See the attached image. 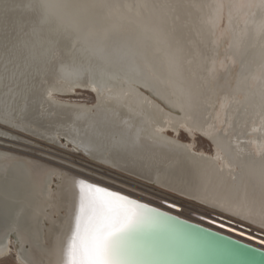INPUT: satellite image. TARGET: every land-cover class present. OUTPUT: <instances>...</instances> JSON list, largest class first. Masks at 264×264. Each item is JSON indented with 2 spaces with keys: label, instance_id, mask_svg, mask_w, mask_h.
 <instances>
[{
  "label": "bare ground",
  "instance_id": "bare-ground-1",
  "mask_svg": "<svg viewBox=\"0 0 264 264\" xmlns=\"http://www.w3.org/2000/svg\"><path fill=\"white\" fill-rule=\"evenodd\" d=\"M0 124L217 215L0 147V259L60 264L81 179L264 250V0H0Z\"/></svg>",
  "mask_w": 264,
  "mask_h": 264
},
{
  "label": "snow or ice",
  "instance_id": "snow-or-ice-1",
  "mask_svg": "<svg viewBox=\"0 0 264 264\" xmlns=\"http://www.w3.org/2000/svg\"><path fill=\"white\" fill-rule=\"evenodd\" d=\"M71 239L60 264H146L136 242L152 210L81 179Z\"/></svg>",
  "mask_w": 264,
  "mask_h": 264
},
{
  "label": "water",
  "instance_id": "water-1",
  "mask_svg": "<svg viewBox=\"0 0 264 264\" xmlns=\"http://www.w3.org/2000/svg\"><path fill=\"white\" fill-rule=\"evenodd\" d=\"M111 192L152 210L150 213L154 220L146 222L136 238L144 253L139 259L146 264H264L263 249L124 194ZM163 205L179 211V208L173 205L167 203Z\"/></svg>",
  "mask_w": 264,
  "mask_h": 264
},
{
  "label": "rangeland",
  "instance_id": "rangeland-1",
  "mask_svg": "<svg viewBox=\"0 0 264 264\" xmlns=\"http://www.w3.org/2000/svg\"><path fill=\"white\" fill-rule=\"evenodd\" d=\"M73 99L84 100L88 103H93L94 96L91 92L82 91L80 92V95H76L75 97H73ZM0 127L4 128L5 130H7V132L15 136L22 137L25 140V141L20 140L21 142L19 143V140L16 138L0 136V147L3 149H6L12 152L15 150L14 151L15 153H26L32 156L41 155V157L45 159H49L50 161L48 160V162H51L52 164L59 166V167H62L63 165H68L70 167L73 166L76 169L77 168L83 169L81 173L79 172L77 173L81 174V176H84V177L86 176V178H89L90 180H93L94 182H97V183H101L99 181H102L104 185L110 188H114L118 184L119 186L127 187V189L132 191L133 193H136V194L143 193L144 198L139 197L137 195H134V196H137L140 199L151 201L152 204H156V203L160 204L161 203L159 202L160 200L170 201L172 202L171 204L175 203L176 206H181L184 209V211L182 212L183 215L188 218H192L193 220L197 219L196 218L197 214L195 212H199V213L204 212L203 214L205 216L207 215L210 216L211 212L214 213L213 210H209L206 208L202 210L197 205H194V203L178 198L176 195L170 192L156 188L154 186H149V185L147 186L143 182H140L139 180L133 177H130L126 174L118 172L117 170H114L105 165L99 164L95 162L94 160L90 159L89 157H87L84 153L76 152L73 146L69 145V147H65V145L67 144L65 140H62L63 145H54V144H49L39 139H35L34 137L32 138L28 134L19 132L13 128H10V127H7L1 124H0ZM179 138L185 142L191 141L190 138L183 132L180 134ZM194 142H195V148L197 150H204L208 153H211L212 147L206 139L200 136H196L194 138ZM83 171L85 175L82 174ZM119 189L127 192L126 190L122 188H119ZM128 193L133 194L131 192H128ZM143 194H141V196H143ZM145 195L147 196L145 197ZM212 215L211 217L217 218V215L215 214H212ZM197 221H200V220L197 219ZM253 229L257 230L255 228ZM11 246H12L11 254L3 259H0V264H19L18 261L16 260L15 252L13 251L15 249L14 247L15 245L12 244Z\"/></svg>",
  "mask_w": 264,
  "mask_h": 264
}]
</instances>
